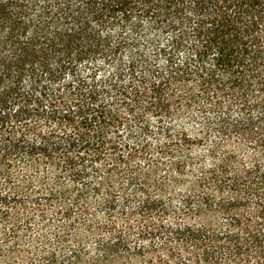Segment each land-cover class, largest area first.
Here are the masks:
<instances>
[{"label": "trees", "instance_id": "16d2710c", "mask_svg": "<svg viewBox=\"0 0 264 264\" xmlns=\"http://www.w3.org/2000/svg\"><path fill=\"white\" fill-rule=\"evenodd\" d=\"M0 264H264V0H0Z\"/></svg>", "mask_w": 264, "mask_h": 264}]
</instances>
